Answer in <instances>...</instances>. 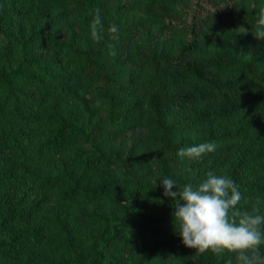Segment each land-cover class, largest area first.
I'll use <instances>...</instances> for the list:
<instances>
[{
  "label": "trees",
  "instance_id": "trees-1",
  "mask_svg": "<svg viewBox=\"0 0 264 264\" xmlns=\"http://www.w3.org/2000/svg\"><path fill=\"white\" fill-rule=\"evenodd\" d=\"M261 9L264 0H0V258L194 264L164 177L183 186L226 174L237 209L264 212ZM248 44L259 51L244 58L237 46ZM209 140L214 153L177 155ZM198 264L224 259L206 252Z\"/></svg>",
  "mask_w": 264,
  "mask_h": 264
},
{
  "label": "clouds",
  "instance_id": "clouds-1",
  "mask_svg": "<svg viewBox=\"0 0 264 264\" xmlns=\"http://www.w3.org/2000/svg\"><path fill=\"white\" fill-rule=\"evenodd\" d=\"M255 38L264 41V9L258 13ZM104 25L96 9L90 23L91 37L102 40ZM109 31L117 32L113 25ZM214 141L180 147L181 159L196 161L217 150ZM163 195L171 200L172 226L183 246L194 249V264L200 254L210 252L224 259V264H264V212L241 211L239 186L226 174L209 170L198 183L177 182L164 177ZM226 257V259H225Z\"/></svg>",
  "mask_w": 264,
  "mask_h": 264
},
{
  "label": "rangeland",
  "instance_id": "rangeland-1",
  "mask_svg": "<svg viewBox=\"0 0 264 264\" xmlns=\"http://www.w3.org/2000/svg\"><path fill=\"white\" fill-rule=\"evenodd\" d=\"M31 15V14H29ZM20 21H26V17L21 16L19 18V23L21 24ZM18 23V22H17ZM237 51L240 55H242L244 58L251 57L253 54L256 53V51H259V49L256 46L253 45H245V46H237ZM0 264H8L6 261H4L2 258H0Z\"/></svg>",
  "mask_w": 264,
  "mask_h": 264
}]
</instances>
